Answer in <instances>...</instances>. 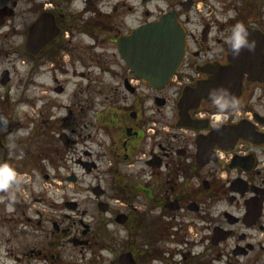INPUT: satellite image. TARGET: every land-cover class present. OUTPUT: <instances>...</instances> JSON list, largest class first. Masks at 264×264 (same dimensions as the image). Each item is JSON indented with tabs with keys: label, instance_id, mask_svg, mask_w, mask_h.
<instances>
[{
	"label": "flooded vegetation",
	"instance_id": "flooded-vegetation-1",
	"mask_svg": "<svg viewBox=\"0 0 264 264\" xmlns=\"http://www.w3.org/2000/svg\"><path fill=\"white\" fill-rule=\"evenodd\" d=\"M133 9L137 26L127 21ZM43 16L59 34L33 56ZM167 17L182 27L185 51L155 88L119 41ZM238 22L254 47L235 55L227 38ZM78 52L95 60L78 74L85 105H68L56 133L17 121L13 57L30 65L33 83V62L63 74ZM210 93L238 108L218 111ZM0 108V164L19 181L0 190V264H264V0H0Z\"/></svg>",
	"mask_w": 264,
	"mask_h": 264
},
{
	"label": "rangeland",
	"instance_id": "rangeland-1",
	"mask_svg": "<svg viewBox=\"0 0 264 264\" xmlns=\"http://www.w3.org/2000/svg\"><path fill=\"white\" fill-rule=\"evenodd\" d=\"M137 3V0H129V7L135 8ZM151 9H154V6L151 7ZM133 13L130 10L128 14V23H133L131 26H137L140 24L141 17L138 20L136 18L141 15L136 11V9H133ZM79 53V52H78ZM101 53V52H99ZM72 57L71 63L68 65L70 69L68 71H65L63 74L61 72H52L49 70L47 64H41L40 67H36L34 65V62L31 64L33 69V79L34 82L31 83V79H28V71L30 69V65L28 64L27 67H23L19 65L21 62L19 55H16L13 57L15 59L16 63V82L17 85L12 88V93L14 95V99L11 101V110L14 112L13 117L17 121H21L22 123H26L27 125L35 126H43L46 131L43 132H55V129L57 127V119L59 116H61L62 112L66 110V107L71 104H75V102L81 100V102H85V100L88 99L89 94L87 93V82L83 81H77L78 77H74V71L76 70L77 73L88 70V68L92 67V61L95 63V60L91 61V56L88 53L84 54H73L70 55ZM94 67H92L93 69ZM55 78L60 81L66 82V93L64 95H59L56 93L55 89L57 84L55 83ZM22 80V81H21ZM19 81H21L19 83ZM20 85H19V84ZM77 83L84 84L82 86V92L79 93V96L76 95L78 86ZM94 89L96 88L95 85L92 86ZM96 97V110H101L103 101L101 100L100 96L98 94L95 95ZM93 98V97H92ZM85 105V103H84ZM1 110V108H0ZM94 109L88 108L85 112V116L88 118L94 119L95 115L93 112ZM44 112V114H43ZM51 135L45 134L43 135V138L47 141H51L54 137V134ZM43 165L46 167L48 166V172L52 173V163L48 161L43 162ZM36 184L39 185L40 188H44L43 182L39 179L33 180V189L35 190ZM48 188L45 187L46 191L52 192L54 190V187L51 186V183L49 182L46 184ZM49 192V195L51 193ZM86 194L82 195L81 197L84 198ZM85 206V205H84ZM89 208V206H86ZM90 212V210H89ZM91 213V212H90ZM119 247H114V251L119 252ZM83 256L81 259H85V254H82ZM88 261V260H87ZM87 261L84 263L83 261H80V264H87ZM116 261H114V264H116Z\"/></svg>",
	"mask_w": 264,
	"mask_h": 264
},
{
	"label": "water",
	"instance_id": "water-1",
	"mask_svg": "<svg viewBox=\"0 0 264 264\" xmlns=\"http://www.w3.org/2000/svg\"><path fill=\"white\" fill-rule=\"evenodd\" d=\"M57 35L52 23L39 21L32 29L27 50L36 54ZM185 35L173 20L148 24L137 29L130 37L123 38L120 49L133 71L162 88L176 72L182 61Z\"/></svg>",
	"mask_w": 264,
	"mask_h": 264
},
{
	"label": "clouds",
	"instance_id": "clouds-1",
	"mask_svg": "<svg viewBox=\"0 0 264 264\" xmlns=\"http://www.w3.org/2000/svg\"><path fill=\"white\" fill-rule=\"evenodd\" d=\"M250 32L243 23H236L231 28V34L227 38V43L230 46L232 53L238 55L242 48L248 47L251 49L254 44L249 41ZM211 101L216 106L217 110L224 112L226 110H235L238 108L239 102L234 99H229L226 95L216 96L209 94ZM26 134V133H25ZM13 137H9L12 140ZM18 158H23V153H20ZM17 174L13 167L8 164H0V190H9L18 186Z\"/></svg>",
	"mask_w": 264,
	"mask_h": 264
}]
</instances>
